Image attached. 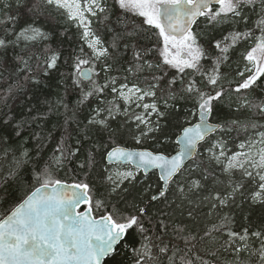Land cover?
Returning a JSON list of instances; mask_svg holds the SVG:
<instances>
[{
  "label": "snow or ice",
  "instance_id": "1",
  "mask_svg": "<svg viewBox=\"0 0 264 264\" xmlns=\"http://www.w3.org/2000/svg\"><path fill=\"white\" fill-rule=\"evenodd\" d=\"M53 80L16 119L9 101ZM10 183L0 264H264V223L226 211L264 205V0H0V204Z\"/></svg>",
  "mask_w": 264,
  "mask_h": 264
},
{
  "label": "trees",
  "instance_id": "2",
  "mask_svg": "<svg viewBox=\"0 0 264 264\" xmlns=\"http://www.w3.org/2000/svg\"><path fill=\"white\" fill-rule=\"evenodd\" d=\"M58 31L60 30V26H57ZM75 29H71L70 32L72 34V39H68L67 37H60L58 39H54L51 44L54 47H62L65 51L71 50L73 46L76 44V37H75ZM49 87H41L40 89H33L32 92L29 93L28 97H20L19 99L15 101H9L10 104H13V113L18 120H22L27 118L30 113L29 109H32L33 112L32 114H35L36 111H45L47 106L43 103V101L47 98L49 100H52L55 98L57 94V85L55 81L50 82ZM74 100L75 97H72ZM187 107H191V104L189 103ZM6 110V109H5ZM62 111V110H61ZM184 109L181 110V116L183 115ZM233 115V112L223 106H219L218 110V116L221 118H227L229 116ZM62 117L57 116L55 114H52L49 116V119L46 123H44V128L47 130L52 129L53 125L56 124L58 121L62 122ZM193 122H196L195 119L193 118ZM175 125L174 123H168L166 125V131L169 135L175 132ZM11 129L4 130L3 134L4 135H9L11 133ZM32 131H39V129L32 128L30 130H26L23 132L21 138H16L14 134L11 137L10 143L15 146L20 140L23 139H28L31 135ZM33 144L30 141L26 147L32 148ZM126 146L128 147H133L136 148L138 146L135 145L134 141H132L130 138H126ZM143 148H147L149 150H155L156 149V144L153 141H146L144 145L142 146ZM177 146L174 143H170L162 150L174 154ZM7 163L3 165L4 168H7ZM76 168L75 164H69L64 170H62L58 175L60 178L66 182L71 183L74 176H77L78 173L74 172L73 169ZM21 176L23 177V183L29 185V190L30 187L33 183L32 181V169L31 165L27 168L21 171ZM157 174L155 172L149 173L148 180L146 182L153 183L155 184L157 181ZM82 178V176H80ZM141 179H143V176L141 174ZM8 195L7 199L3 201L2 204H0V211H3L8 207L10 203L13 201H16L19 199V196L21 195L16 191V185L15 184H9L8 186ZM226 211H231L232 216L235 219V224L234 228L239 231L242 227L252 225H260L264 223V205L260 204H255L253 205L249 200L243 199V198H238L237 199V204L233 205V207ZM98 215V214H97ZM123 256H118L116 258L115 262H111V264H118L119 261L123 260Z\"/></svg>",
  "mask_w": 264,
  "mask_h": 264
},
{
  "label": "water",
  "instance_id": "3",
  "mask_svg": "<svg viewBox=\"0 0 264 264\" xmlns=\"http://www.w3.org/2000/svg\"><path fill=\"white\" fill-rule=\"evenodd\" d=\"M151 172H156L155 170H152V171H150V173ZM156 174L158 175V173L156 172ZM83 207H85V206H82V208H81V210L83 209Z\"/></svg>",
  "mask_w": 264,
  "mask_h": 264
}]
</instances>
